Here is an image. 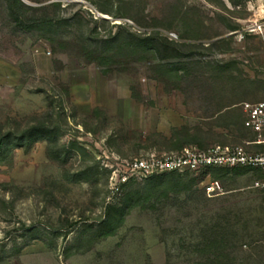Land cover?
I'll list each match as a JSON object with an SVG mask.
<instances>
[{
    "label": "rangeland",
    "instance_id": "obj_1",
    "mask_svg": "<svg viewBox=\"0 0 264 264\" xmlns=\"http://www.w3.org/2000/svg\"><path fill=\"white\" fill-rule=\"evenodd\" d=\"M256 18L264 0H0V264H264L248 170L110 187L114 157L166 145L160 123L201 148L253 138ZM223 87L237 106L210 119Z\"/></svg>",
    "mask_w": 264,
    "mask_h": 264
},
{
    "label": "built area",
    "instance_id": "obj_2",
    "mask_svg": "<svg viewBox=\"0 0 264 264\" xmlns=\"http://www.w3.org/2000/svg\"><path fill=\"white\" fill-rule=\"evenodd\" d=\"M254 30L251 28L249 31ZM241 106L245 113V126L255 134L253 142L237 146L218 144L208 148L191 145L179 152L148 153L135 158L114 157L111 191L121 194L124 187L134 181L172 173H198L214 167L259 169L263 172V179L257 185L264 190V151L252 153L248 149L253 145L264 149V100L244 102ZM210 189L217 191L220 186L215 183Z\"/></svg>",
    "mask_w": 264,
    "mask_h": 264
},
{
    "label": "crops",
    "instance_id": "obj_3",
    "mask_svg": "<svg viewBox=\"0 0 264 264\" xmlns=\"http://www.w3.org/2000/svg\"><path fill=\"white\" fill-rule=\"evenodd\" d=\"M251 28H255L254 31L250 32L251 34L247 35L246 38L243 41V38L239 40V43H241L239 48L241 49L243 53V57L246 59L244 60L245 68H246V75L248 78H251L248 80V85L251 86V84H255V80L257 77L260 79H264V29L260 27V24L257 22V18L254 19V24L250 25ZM254 43V45H252ZM258 45V46H257ZM251 59L254 61L253 63L251 62ZM207 87L215 86L218 84L215 83H207L205 84ZM224 86V85H222ZM207 93V96L215 97L214 101H226L227 104L222 106L217 112L212 114V116H209L210 119H215L224 114L225 112L233 109L237 105H232L230 103V98H229V93L225 94L224 87L221 92V95L218 92H215V90L211 88H207L205 91ZM248 95V94H246ZM218 97V98H216ZM255 100V101H254ZM264 100V94H259L256 98L250 99L249 96H246V98H241L240 100H236V102L244 103V102H258V101H263ZM239 106V105H238ZM175 108H180V106H175ZM182 109V106L181 108ZM182 113H180V117H182ZM173 117H178V116H173ZM160 118L164 119V116H160ZM164 121V120H163ZM160 128L158 127L157 130L151 131V134L155 135H161L164 136L166 140V145L165 146H160V145H145L143 144L140 146L139 151L147 152V153H157V154H165V153H172V152H179L182 149H184L187 146L195 145L200 143L198 138H193L191 135L188 133L187 137L180 138V131L177 129V125L175 124V121L171 120L169 122V129L166 128V123H160L159 124ZM168 127V126H167ZM172 127V128H171ZM241 129L244 132L247 133H252L253 138L252 139H245L243 141V144L247 142H253L255 139V134L252 130L247 128L245 126V121L242 123ZM144 132L145 131L144 129ZM255 146V145H253ZM257 147V146H256ZM180 149V150H179ZM238 169H245L248 170L249 173L251 174L249 177V183L248 185L249 190H254L253 192L259 196L258 200V208L254 207V212L255 215H257V222H256V236H257V244H260L262 250H264V211H263V200H264V190L257 185V179L255 177H262L263 178V172L259 169H251V168H243V167H237ZM236 169V168H233ZM231 191H222L223 194L230 193Z\"/></svg>",
    "mask_w": 264,
    "mask_h": 264
},
{
    "label": "trees",
    "instance_id": "obj_4",
    "mask_svg": "<svg viewBox=\"0 0 264 264\" xmlns=\"http://www.w3.org/2000/svg\"><path fill=\"white\" fill-rule=\"evenodd\" d=\"M2 145H3V140L2 139H0V149L2 148ZM172 174H177V173H172ZM172 174H167V175H172ZM127 186V185H126ZM125 186V187H126Z\"/></svg>",
    "mask_w": 264,
    "mask_h": 264
}]
</instances>
